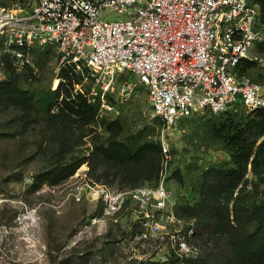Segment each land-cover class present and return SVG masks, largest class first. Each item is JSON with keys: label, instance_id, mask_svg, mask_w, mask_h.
I'll return each mask as SVG.
<instances>
[{"label": "rangeland", "instance_id": "374dc122", "mask_svg": "<svg viewBox=\"0 0 264 264\" xmlns=\"http://www.w3.org/2000/svg\"><path fill=\"white\" fill-rule=\"evenodd\" d=\"M31 1L0 0V6L27 7ZM253 54L259 60L248 76L264 83V53L256 48ZM26 59L18 61L4 47L0 50V82L14 81L34 97L28 111L0 98V196L21 197L30 208H38L32 229L18 227L4 239L6 253L15 251L14 256L20 259L15 264H162L171 256L195 254L205 247L204 242L201 246L193 240V232L188 229L191 221L182 207L198 201L199 181L205 169L230 160L225 144L206 124L211 114L200 112L173 126H161L146 89L134 75L125 72L115 78L108 102L99 104L96 120L87 123L61 104L68 96L65 88L73 95L68 100L81 92L92 104V88L100 91L103 77L81 66L77 72L80 84L63 79L62 73L73 77V69L54 45L35 46ZM127 83L135 87L123 92ZM228 111L249 114L241 106ZM117 119L123 128L121 140H129L134 146L145 141L166 142L171 150L172 197L167 210L176 220L164 221L163 228L146 224L141 211L153 207L125 202L116 216L118 221H114L105 218L103 204L92 194H86L81 202L67 198L75 182L86 186L94 181L114 190L132 189L123 171L94 153L95 147L106 144L112 135L107 124ZM80 160L85 162L71 176L45 178L42 186L46 192L37 194L39 188L33 183L39 175ZM248 178L254 181L252 174ZM154 184L155 179L144 180L136 187ZM250 190L251 186L247 190L251 198H260L262 188L259 193ZM17 216L15 205L0 207V225H16Z\"/></svg>", "mask_w": 264, "mask_h": 264}, {"label": "built area", "instance_id": "2783aa9c", "mask_svg": "<svg viewBox=\"0 0 264 264\" xmlns=\"http://www.w3.org/2000/svg\"><path fill=\"white\" fill-rule=\"evenodd\" d=\"M263 42L259 0H32L27 7L0 6V50L24 61L35 46H56L76 72L84 66L103 77L101 90L93 87L90 95L102 106L115 78L129 72L146 89L164 127L200 112L264 109V83L238 72L241 63L259 60L253 51ZM133 87L127 83L122 91ZM161 150L153 186L114 190L75 182L67 198L81 202L92 194L103 204L105 218L114 221L125 202L153 207L141 211L146 224L163 228L164 221L176 218L167 210L172 154L166 142ZM45 192L43 186L37 190ZM6 203L16 206L18 216L16 225H0V264H15L20 259L15 251L6 253L4 239L18 227L32 229L38 208L21 197L0 196V207Z\"/></svg>", "mask_w": 264, "mask_h": 264}, {"label": "trees", "instance_id": "16d2710c", "mask_svg": "<svg viewBox=\"0 0 264 264\" xmlns=\"http://www.w3.org/2000/svg\"><path fill=\"white\" fill-rule=\"evenodd\" d=\"M259 2L264 17V0ZM257 48L264 53V42ZM256 66L257 62L245 61L238 72L249 75ZM61 76L69 82H81L74 69L73 77L64 73ZM65 91L68 96L61 104L87 123L96 120L99 103L88 104L81 92L68 100L73 95L66 88ZM0 94L3 102L25 111L30 110L34 102L30 92L14 81L0 82ZM210 116L206 123L209 131L225 144L230 160L205 169L199 181L198 201L182 207L191 221L188 229L193 232V240L199 241L201 246L204 242L205 247L195 250V254L171 256L162 264H264V109L245 116L229 111ZM156 118L162 126L163 121ZM107 129L112 133L111 137L106 144L95 147L94 153L123 171L126 176L123 178L131 181L132 188L144 180L155 179L156 184L162 161L160 143L145 141L134 146L129 140H121L119 135L123 128L119 119L108 123ZM84 162L80 160L70 167H56L39 175L33 184L40 188L45 178L71 176ZM249 174L254 176V181L249 180ZM249 186L250 191L256 193L262 188L260 198L252 199L248 195Z\"/></svg>", "mask_w": 264, "mask_h": 264}]
</instances>
